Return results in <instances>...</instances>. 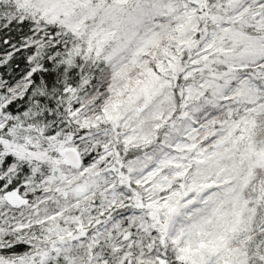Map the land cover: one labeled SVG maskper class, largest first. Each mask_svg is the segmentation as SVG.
<instances>
[{
	"label": "snow or ice",
	"instance_id": "obj_1",
	"mask_svg": "<svg viewBox=\"0 0 264 264\" xmlns=\"http://www.w3.org/2000/svg\"><path fill=\"white\" fill-rule=\"evenodd\" d=\"M0 264H264V0H0Z\"/></svg>",
	"mask_w": 264,
	"mask_h": 264
}]
</instances>
